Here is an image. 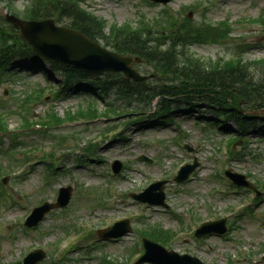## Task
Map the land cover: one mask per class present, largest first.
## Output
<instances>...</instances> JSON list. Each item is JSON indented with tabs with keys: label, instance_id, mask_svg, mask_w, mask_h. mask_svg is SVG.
<instances>
[{
	"label": "rangeland",
	"instance_id": "374dc122",
	"mask_svg": "<svg viewBox=\"0 0 264 264\" xmlns=\"http://www.w3.org/2000/svg\"><path fill=\"white\" fill-rule=\"evenodd\" d=\"M77 1L108 30L126 24L162 33L171 27L200 30L209 37L187 52L209 63L264 60V0ZM29 3L12 0L19 12ZM55 24L68 27L57 19ZM134 68L154 73L145 63ZM6 70H0V264H22L33 250L46 255L38 264H134L143 252L142 238L205 264H264L262 123L247 132L231 121L222 128L204 104L195 112L176 105L156 120L149 118L150 107L116 99L113 92L101 96L84 80L79 91L59 94L64 75L48 76L40 60L14 61ZM108 104L120 114L87 118ZM138 118L146 119L144 125L132 123ZM116 160L122 169L114 175ZM193 164L198 166L188 181H173L181 166ZM226 170L244 175L259 195L233 185ZM157 181H164L166 207L133 199ZM67 186L71 195L64 208L50 211L34 228L24 226L35 207L55 202ZM221 218L225 235L194 237L203 222ZM123 219L131 224L130 234L99 241L98 229Z\"/></svg>",
	"mask_w": 264,
	"mask_h": 264
},
{
	"label": "trees",
	"instance_id": "16d2710c",
	"mask_svg": "<svg viewBox=\"0 0 264 264\" xmlns=\"http://www.w3.org/2000/svg\"><path fill=\"white\" fill-rule=\"evenodd\" d=\"M4 1L8 13L31 21L55 18L65 22L92 41H101L117 52L140 58L156 74L149 82H134L118 74H92L72 66L49 63L48 76L64 75L63 81L58 83L59 94H65L68 89L79 91V82L84 80L101 96L113 92L116 99L140 102L144 107H150L158 98V107L149 118L163 121L176 105L184 104L193 111L204 104L213 112V123L222 128L226 121H231L241 132L260 127L259 123L264 129V60L209 63L187 52L190 44L205 42V36L209 37L203 36L200 30L174 31L171 27L169 32L162 33L146 24L137 28L128 24L114 25L108 30L103 20L83 9L77 0H28L30 3L24 12L13 8L12 0H0V3ZM39 59L0 16V70L6 72L14 61L36 63ZM106 107L105 112L98 113L95 109L87 118H108L111 113L120 112L114 105ZM145 121L138 118L132 123L142 125ZM232 156L235 158L236 154Z\"/></svg>",
	"mask_w": 264,
	"mask_h": 264
},
{
	"label": "water",
	"instance_id": "95a60500",
	"mask_svg": "<svg viewBox=\"0 0 264 264\" xmlns=\"http://www.w3.org/2000/svg\"><path fill=\"white\" fill-rule=\"evenodd\" d=\"M155 3L167 4L171 0H151ZM5 20L12 24V27L18 30V36L27 43L32 52L43 58L47 62H54L73 66L76 69L91 73H123L126 79L143 81L147 77L140 76L133 69L134 59L129 56L120 55L118 52L109 50L99 44L90 41L79 31L68 29L66 27H57L53 19H45L39 22L25 21L15 16L5 14ZM139 62V59H135ZM144 160V158H142ZM197 164L187 165L180 169L175 177L176 182H185L189 175L195 170ZM121 169V164L115 161L112 170L117 174ZM226 175L239 186L254 187L245 180V177L226 171ZM164 182L151 185L145 192L133 195L141 202L163 205L164 204ZM71 188H61L56 203H45L35 208L32 214L25 221V226L31 228L40 222L46 213L54 208L65 207L70 199ZM146 196H150L147 200ZM225 219L207 222L196 231L195 236L201 238L205 235H222L226 231ZM131 232L128 220L116 223L113 227L98 230L97 234L100 240L116 239ZM144 255L135 264H202L197 258L189 255H178L173 251H167L163 247L149 240H144ZM45 258V254L36 250L30 253L23 261L24 264H36Z\"/></svg>",
	"mask_w": 264,
	"mask_h": 264
}]
</instances>
